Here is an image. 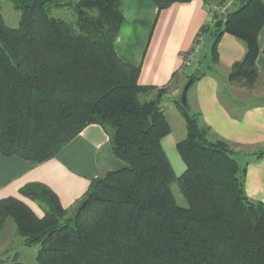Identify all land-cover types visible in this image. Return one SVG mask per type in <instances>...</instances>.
Wrapping results in <instances>:
<instances>
[{"label":"trees","instance_id":"16d2710c","mask_svg":"<svg viewBox=\"0 0 264 264\" xmlns=\"http://www.w3.org/2000/svg\"><path fill=\"white\" fill-rule=\"evenodd\" d=\"M153 1L159 12L190 0ZM10 2L17 25L0 12V153L42 163L98 124L123 165L93 178L67 208L46 184L23 185L19 194L43 215L14 196L2 198L0 233L11 221L23 246H38L37 264H264V204L245 194V162L227 142L208 139L199 113L176 99L186 134L175 143L185 165L175 174L161 143L171 130L160 104L168 86L138 84L140 66L115 51L123 1ZM56 9L68 10V17L53 15ZM263 24L262 0H235L222 13L212 11L197 35L208 40L202 59L209 63L202 69L198 63L187 80L213 69L216 45L229 33L245 53L227 81L252 89ZM252 154L261 157L264 147ZM174 180L186 207L174 199ZM19 255L0 256V264H31Z\"/></svg>","mask_w":264,"mask_h":264},{"label":"crops","instance_id":"0c3cea01","mask_svg":"<svg viewBox=\"0 0 264 264\" xmlns=\"http://www.w3.org/2000/svg\"><path fill=\"white\" fill-rule=\"evenodd\" d=\"M122 1L123 21L115 39V51L123 61L140 66L138 84L168 86L160 104L173 107L187 81L180 69L183 54L191 49L201 27L211 22V12L218 11L223 0H210L208 4L203 0L175 2L159 12L153 0ZM262 2L264 4V0ZM202 40H205L204 35ZM257 43L258 80L252 89L227 81L232 63L243 57L245 45L225 33L216 45L217 62L210 72L195 82L190 96L189 88L187 104L199 113L201 124L210 128L211 140H223L236 151L247 150L243 161L246 164L244 191L249 199L264 204V155L256 157L252 154L264 147V24ZM122 165L112 152L108 134L98 124H89L53 158L42 163L0 153V199L14 196L41 217L43 213L38 205L19 194L23 185L29 182L46 184L67 208L82 196L93 178ZM6 227L8 231L3 234L5 243L1 247L10 240L11 231V238L15 239L11 247H21L15 225L7 221ZM32 247L36 252L38 246Z\"/></svg>","mask_w":264,"mask_h":264},{"label":"rangeland","instance_id":"374dc122","mask_svg":"<svg viewBox=\"0 0 264 264\" xmlns=\"http://www.w3.org/2000/svg\"><path fill=\"white\" fill-rule=\"evenodd\" d=\"M0 12L3 15L4 21L8 25L13 26V27L17 25V19H18L17 14H18V12L14 9V7L10 1H8V0L4 1L3 0L1 2ZM52 14L55 16L66 18L69 15V11L65 10V9H56V10H52ZM202 37H203V35H201L200 39H197V41L195 42V44H198V45L200 44V46H201V51H200L199 55L196 57V61L195 62L193 61L191 66L184 67L182 70L183 71L182 73H184L183 76H185V77L187 76L186 73L189 74L191 71H193L195 66L200 64V68L202 69L206 66L205 65L206 63L207 64L209 63L207 60L203 61V59H202V54H203L202 52H204L203 48L204 49L208 48V44H207L208 40H206V39L202 40ZM195 82H194V84H191V86H190L191 91L189 93V96H190V94H192V92H194ZM182 87L180 89V92L182 90ZM180 92L178 93V96L176 98V100H178V101L180 100ZM144 97H146V96L140 95L141 99H143ZM168 101L170 102L171 99H168ZM170 104H172V101L170 102ZM170 106H172V105H170ZM174 106L173 107H167V106L165 107V105L163 106V112H164V115L167 119V122L170 125L171 130L168 134L163 136L161 143H162L163 149L167 155V158L169 159V161L173 167L175 174L179 175L184 170L185 165H184L182 159L180 158V156H179V154L175 148V143L178 140H181L185 137L186 126H185V120H184L183 116L181 115L179 110L176 108V106L175 107ZM191 110L195 111L193 107H191ZM199 121L201 123V118H199ZM207 137H208V139H212V134H207ZM238 152H239V154L237 157L240 159V162H243L245 160V154H248V153H246L247 150H240V151L238 150ZM170 189H171V192L174 196L176 203L179 206L186 207L187 201H186V199H185V197L181 191V188H180V186L176 180H174L170 183ZM7 231H8V228L6 227L4 229V231H2V233L0 234V256L1 257L12 256L14 252L18 251L20 254V256H19L20 261L25 262V263L37 264L36 252L34 251L35 249H32L33 247L22 246L21 242H20L21 247L19 245H16L15 247H11V245L14 244V240H15L14 238H11L13 231H11L9 233V239L10 240L7 242V244H5L6 246L4 248L1 247V245H3L2 243H5L3 234ZM35 246H37V245H35Z\"/></svg>","mask_w":264,"mask_h":264},{"label":"built area","instance_id":"2783aa9c","mask_svg":"<svg viewBox=\"0 0 264 264\" xmlns=\"http://www.w3.org/2000/svg\"><path fill=\"white\" fill-rule=\"evenodd\" d=\"M233 3V0H223L217 7V10L219 13L224 12L225 10H227L229 7H231ZM201 36H198L197 39H200ZM196 39V41H197ZM195 41V42H196ZM195 42L193 43V46L191 47V49L187 52V55L185 57H183V62L181 65V71L183 70L184 67H189L191 66V64L193 63V61H196V57L199 55L200 51H201V46L200 44H195Z\"/></svg>","mask_w":264,"mask_h":264},{"label":"water","instance_id":"95a60500","mask_svg":"<svg viewBox=\"0 0 264 264\" xmlns=\"http://www.w3.org/2000/svg\"><path fill=\"white\" fill-rule=\"evenodd\" d=\"M192 83H193V79L190 78L185 82V84L182 87V90L180 92V102L182 105L187 104V94Z\"/></svg>","mask_w":264,"mask_h":264}]
</instances>
